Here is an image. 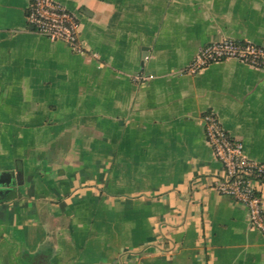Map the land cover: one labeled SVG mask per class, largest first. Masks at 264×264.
<instances>
[{
  "label": "crops",
  "instance_id": "0c3cea01",
  "mask_svg": "<svg viewBox=\"0 0 264 264\" xmlns=\"http://www.w3.org/2000/svg\"><path fill=\"white\" fill-rule=\"evenodd\" d=\"M29 1L0 0V172L23 174L0 264H264L202 122L264 163V70L187 71L207 43H263L264 0H57L84 53L36 32Z\"/></svg>",
  "mask_w": 264,
  "mask_h": 264
},
{
  "label": "built area",
  "instance_id": "2783aa9c",
  "mask_svg": "<svg viewBox=\"0 0 264 264\" xmlns=\"http://www.w3.org/2000/svg\"><path fill=\"white\" fill-rule=\"evenodd\" d=\"M27 19L36 32L50 40L63 41L77 53L86 51L80 38L79 18L59 1L30 0ZM230 58L264 70V42L224 38L207 43L196 53L187 71L197 73L212 62ZM202 122L207 141L223 167L213 188L242 203L251 226L264 237V163L246 156L242 142L228 133L215 112L203 113Z\"/></svg>",
  "mask_w": 264,
  "mask_h": 264
},
{
  "label": "water",
  "instance_id": "95a60500",
  "mask_svg": "<svg viewBox=\"0 0 264 264\" xmlns=\"http://www.w3.org/2000/svg\"><path fill=\"white\" fill-rule=\"evenodd\" d=\"M21 171H6L0 172V201L4 200L15 184L22 182Z\"/></svg>",
  "mask_w": 264,
  "mask_h": 264
}]
</instances>
